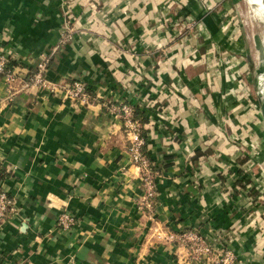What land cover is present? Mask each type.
I'll list each match as a JSON object with an SVG mask.
<instances>
[{
  "label": "crops",
  "instance_id": "obj_1",
  "mask_svg": "<svg viewBox=\"0 0 264 264\" xmlns=\"http://www.w3.org/2000/svg\"><path fill=\"white\" fill-rule=\"evenodd\" d=\"M201 1L0 0V50L22 73L48 55L44 78L56 88L0 76V189L13 200L0 264H200L166 239L189 230L216 248L221 234L239 264H264V210L238 197L224 170L245 165L227 141L243 103L234 85L209 78L208 40L181 28L206 15ZM73 80L88 102L58 89ZM122 104L147 119L134 121L155 176L151 211L138 209ZM62 214L69 229L57 225Z\"/></svg>",
  "mask_w": 264,
  "mask_h": 264
},
{
  "label": "rangeland",
  "instance_id": "obj_2",
  "mask_svg": "<svg viewBox=\"0 0 264 264\" xmlns=\"http://www.w3.org/2000/svg\"><path fill=\"white\" fill-rule=\"evenodd\" d=\"M201 7L206 15L199 20L186 16L181 22L184 30L188 27L194 29L193 43L197 45L203 39L208 40L209 55L216 56L220 70L233 63L237 70L243 72L239 76L240 84L228 83L242 87L238 100L243 103L241 108L245 113L238 119L240 125L228 130L227 141L234 149L232 157L241 158L245 165L233 171L228 163L225 164L229 172L226 176L231 178L232 189L238 188V197L246 200L249 206L264 210V127L260 112V103L264 99L261 92L264 77V17L250 0H203ZM191 52L193 55L196 50L192 48L189 54ZM247 58L252 61V71ZM216 154V158L226 156L218 149Z\"/></svg>",
  "mask_w": 264,
  "mask_h": 264
},
{
  "label": "built area",
  "instance_id": "obj_3",
  "mask_svg": "<svg viewBox=\"0 0 264 264\" xmlns=\"http://www.w3.org/2000/svg\"><path fill=\"white\" fill-rule=\"evenodd\" d=\"M178 26V24H175ZM183 25H181V28ZM192 27V26H191ZM190 29V27H188ZM192 29V28H191ZM196 53H194L195 55ZM48 55L45 56L44 61L38 66L36 71H27L26 73L16 72L17 66L13 64V58L8 56L4 51L0 50V76L5 77L8 81H13L15 78L22 82V87L29 88L35 87L40 90L54 92L56 88L50 85L44 78V72L48 66ZM207 63V67L212 70L209 78H219L229 82L241 83L240 75L243 72L236 69V65L227 64L222 70L219 69V61L214 54L206 56L203 59ZM58 89L63 92L66 99L72 101H79L86 103L89 100L88 90L85 84L80 80H73ZM242 87L235 86L231 90L232 93L239 97ZM123 118L124 127L130 135L129 154L132 165H135L140 171L141 191L142 195L137 203L140 211H151V203L156 195L155 176L152 174L150 162L144 153V138L141 136V127L139 123L132 120V108L127 104L118 106ZM225 174H227V170ZM1 171V169H0ZM257 189V187L255 188ZM13 200L5 192L0 189V222L6 218L9 211H11ZM73 218L62 214L58 217L57 225L62 229H69L73 226ZM217 239H220V247L216 248L206 241V239L195 230L185 232H171L167 234V241L174 242L175 244L185 246L192 259L200 262V264H239L237 262V255L229 248V241H226L221 234L214 233Z\"/></svg>",
  "mask_w": 264,
  "mask_h": 264
},
{
  "label": "trees",
  "instance_id": "obj_4",
  "mask_svg": "<svg viewBox=\"0 0 264 264\" xmlns=\"http://www.w3.org/2000/svg\"><path fill=\"white\" fill-rule=\"evenodd\" d=\"M132 120H135L134 118H138L141 122H145L147 119L145 117V114L143 112L138 111L137 108H134V111L132 110ZM3 179V175L0 171V181Z\"/></svg>",
  "mask_w": 264,
  "mask_h": 264
},
{
  "label": "water",
  "instance_id": "obj_5",
  "mask_svg": "<svg viewBox=\"0 0 264 264\" xmlns=\"http://www.w3.org/2000/svg\"><path fill=\"white\" fill-rule=\"evenodd\" d=\"M263 2V5H264V0H262ZM257 7V6H256ZM259 8L260 10V14H261V11L263 10L262 7H257ZM262 15V14H261ZM264 17V16H263ZM247 62H248V67L249 69L251 70V66H252V61H250L249 58H247ZM252 71V70H251ZM260 112H261V119H262V123H263V127H264V99L261 101L260 103Z\"/></svg>",
  "mask_w": 264,
  "mask_h": 264
},
{
  "label": "bare ground",
  "instance_id": "obj_6",
  "mask_svg": "<svg viewBox=\"0 0 264 264\" xmlns=\"http://www.w3.org/2000/svg\"><path fill=\"white\" fill-rule=\"evenodd\" d=\"M254 5H256L257 7H262L263 10L261 11V16H264V5H263V2L262 0H250ZM261 85H262V91L263 92V96H264V77H263V80L261 81Z\"/></svg>",
  "mask_w": 264,
  "mask_h": 264
}]
</instances>
